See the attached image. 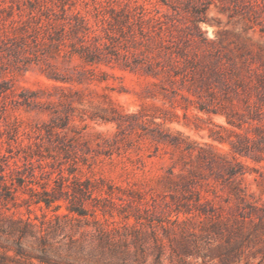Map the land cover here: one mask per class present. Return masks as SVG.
<instances>
[{"label": "rangeland", "instance_id": "374dc122", "mask_svg": "<svg viewBox=\"0 0 264 264\" xmlns=\"http://www.w3.org/2000/svg\"><path fill=\"white\" fill-rule=\"evenodd\" d=\"M136 4L146 11L138 6L128 20ZM160 11L170 30L141 20ZM54 13L84 32L52 44L46 24ZM162 36L171 51L160 46ZM71 43L86 44L85 55L65 54ZM3 154L0 182L8 163L32 155L35 164L22 167L25 181L15 180L13 198L0 187V264H109L78 252L82 242L98 244L90 199L87 215L70 211L66 199L57 209L33 202L37 159L89 177L96 193L132 200L128 240L134 214L144 216L142 239L129 243L125 264H264V217L234 221L232 191L237 185L264 206V0H0ZM233 155L245 173L226 183L221 174ZM168 176L190 180L209 217L177 213L191 192L172 188ZM216 212L230 216L227 225L213 226ZM113 214L96 211L105 226L106 217L124 222Z\"/></svg>", "mask_w": 264, "mask_h": 264}, {"label": "trees", "instance_id": "16d2710c", "mask_svg": "<svg viewBox=\"0 0 264 264\" xmlns=\"http://www.w3.org/2000/svg\"><path fill=\"white\" fill-rule=\"evenodd\" d=\"M129 5V4H127ZM138 6H142L143 11H146V7L140 4H136L134 6H130L127 8V19L131 20L134 17H132L135 12L133 10H137ZM48 9L51 8V6L47 7ZM161 13L158 15H150L148 17H145L144 14L141 15V20L149 21L154 24H160V27L162 30H170V26L167 28L164 27L165 20L163 19V16L166 15V12L160 11ZM143 13V12H142ZM55 15V16H54ZM77 19L80 18V16L75 15ZM104 20H109L108 16L103 17ZM47 35L50 39L52 44H57V46H60L61 43L65 44L64 39L72 34H76L79 31L84 32L83 25H80V23H74L72 21L71 16H63L61 19L56 16L54 13L53 15L47 16ZM198 27V26H197ZM51 29L53 30V33H51ZM85 29H89V27H86ZM55 33V34H54ZM80 39L82 41H86V39L81 36ZM57 41V42H56ZM171 38L167 36H162L159 40L160 46L164 49H170L171 51V45H170ZM48 44V42L45 40V44ZM72 48L70 50H65L64 53L67 54L70 51L71 52H78L82 57L85 55L83 51H86V44L80 43L77 45L76 43H71ZM87 58L91 61H94L96 59V56L94 54H91V52H88L86 54ZM176 63L179 62L178 55L177 58L174 59ZM159 65V64H158ZM36 145L39 143L35 142ZM237 151H240L237 148ZM6 154H3L0 156L1 158L6 157ZM31 156L32 158H29ZM25 156V160H21V163L17 160H15L13 163H8V171L1 174L2 182H0V187H3L6 189L9 194L13 198V191L12 187H15V180L21 179V181H25L24 177L22 176L23 171L22 167L24 165H27L28 163L34 165L35 160L32 155ZM39 168H40V174L32 173V175L35 178V182L38 183L41 186V189L29 186V190L31 191L32 200L35 203H41L44 202L47 207H50L52 205H55L54 207L57 209L60 207V204L56 203V201L60 199H66L70 203L67 204V207L70 209V211H77L80 215H87L88 209L85 208L83 205L84 201L87 199H90L93 202L94 208H92L91 215H93V221L97 225L98 233L94 234V241L95 238L98 240L97 247L92 245L91 248H89L88 244L86 242H82L79 244V254L81 255V258L84 261H92L93 259L101 260L100 257L104 256L103 259H108L105 262L111 263V262H117L121 264H125L126 257L130 253L129 252V243L134 242L135 244H141V225L143 224V215L142 214H134L136 217V223L132 225L133 229V239L129 241L128 235L130 226L129 222L126 221L129 219L131 213L127 212L126 205L130 203L132 200H127L125 198L120 197V201H117L112 192L106 191L107 195H103L101 192L96 193L97 186L96 184L88 177L85 179H82L80 176L76 174H65L64 169L62 167L55 168L52 166L51 162H41L39 159ZM243 163L236 157V155H233V160L228 161L227 163H224V173L221 174V177L223 178V182L230 183L232 180L236 179L239 175H243L245 173V170L243 169ZM1 167V166H0ZM171 173L174 175L173 169H171ZM21 175V177H20ZM41 177L45 180H39L38 177ZM167 180L172 183V188L178 189L179 187L181 189H184L188 192H191L190 196L188 197V201L185 203L184 208H181L180 206L176 207L177 213L183 212V213H189L194 214V216H202L206 215V217H209L208 211L204 208V203L201 201V193L191 187V181L187 179H180L175 180L173 177L168 176ZM180 185V186H179ZM178 187V188H177ZM232 191L235 194L236 199H238L237 207L239 208V216H234V221L239 223H244L247 218L250 220H254L255 217H260V221H263L264 217V206L258 205L255 201H251L247 196V193L242 189L239 188L237 185L232 186ZM8 194V195H9ZM252 197H255L254 193L251 194ZM1 198V196H0ZM77 198L76 201H74ZM79 202L80 205L76 206V203ZM168 203V201H166ZM241 203V205H240ZM147 206H145V210L149 211L151 207H149V201H146L145 203ZM113 209H116L120 211L121 215H123L124 222H119L117 220L110 221L108 217L105 218L106 226L103 225L101 220L97 218L96 211L100 210L101 213L104 216L114 215ZM141 209V207H140ZM212 215V214H211ZM222 212H216L213 214L214 217L211 216V218L215 219L213 226L218 228L221 224L227 225L228 220H230V216H223ZM188 219H191L188 218ZM178 220V218L176 219ZM32 225V222L30 220H27L25 222L24 227H20L19 230L21 231L22 235H25V229H28L29 226ZM227 227V226H226ZM122 231V233H121ZM233 231V230H232ZM122 234L123 238L120 240L117 239L116 235ZM232 236L229 237L228 241L230 240ZM92 240V242H94ZM71 242L76 243L77 239H74L71 237ZM125 246V248H124ZM143 251V250H142ZM164 254V247L161 243L157 244V252H156V260L161 261L162 256ZM107 256V258L105 257Z\"/></svg>", "mask_w": 264, "mask_h": 264}]
</instances>
